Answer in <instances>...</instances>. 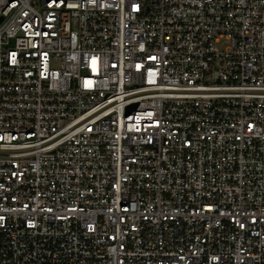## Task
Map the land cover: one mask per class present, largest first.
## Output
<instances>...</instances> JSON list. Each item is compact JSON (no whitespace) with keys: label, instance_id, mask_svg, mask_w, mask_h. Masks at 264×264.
I'll use <instances>...</instances> for the list:
<instances>
[{"label":"built area","instance_id":"1","mask_svg":"<svg viewBox=\"0 0 264 264\" xmlns=\"http://www.w3.org/2000/svg\"><path fill=\"white\" fill-rule=\"evenodd\" d=\"M0 264H264V0H0Z\"/></svg>","mask_w":264,"mask_h":264}]
</instances>
